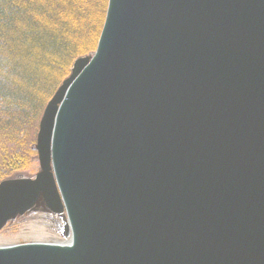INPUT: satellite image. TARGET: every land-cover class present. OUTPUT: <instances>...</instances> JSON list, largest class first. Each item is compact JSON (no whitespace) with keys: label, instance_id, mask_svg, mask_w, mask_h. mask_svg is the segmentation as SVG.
Segmentation results:
<instances>
[{"label":"water","instance_id":"95a60500","mask_svg":"<svg viewBox=\"0 0 264 264\" xmlns=\"http://www.w3.org/2000/svg\"><path fill=\"white\" fill-rule=\"evenodd\" d=\"M35 149L0 229L41 200L69 239L0 264H264V0H107Z\"/></svg>","mask_w":264,"mask_h":264},{"label":"trees","instance_id":"16d2710c","mask_svg":"<svg viewBox=\"0 0 264 264\" xmlns=\"http://www.w3.org/2000/svg\"><path fill=\"white\" fill-rule=\"evenodd\" d=\"M107 0H0V181L35 172L39 120L73 61L94 52Z\"/></svg>","mask_w":264,"mask_h":264},{"label":"rangeland","instance_id":"374dc122","mask_svg":"<svg viewBox=\"0 0 264 264\" xmlns=\"http://www.w3.org/2000/svg\"><path fill=\"white\" fill-rule=\"evenodd\" d=\"M35 172H19L16 176H33ZM66 215L54 213L45 208L39 200L31 209L22 215L9 220L0 229V246H7L28 242L64 243L68 237L64 235Z\"/></svg>","mask_w":264,"mask_h":264}]
</instances>
